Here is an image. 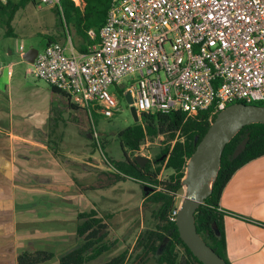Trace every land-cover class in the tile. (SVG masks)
Returning a JSON list of instances; mask_svg holds the SVG:
<instances>
[{
	"label": "built area",
	"instance_id": "built-area-1",
	"mask_svg": "<svg viewBox=\"0 0 264 264\" xmlns=\"http://www.w3.org/2000/svg\"><path fill=\"white\" fill-rule=\"evenodd\" d=\"M72 1L83 9L84 0ZM89 37L85 52L48 45L30 72L90 116L114 117L118 88L124 99L130 92L133 103H126L140 117L207 112L212 123L234 103L264 102V0H114L100 32ZM5 70L13 75L11 65H1L0 77ZM145 143L132 157L147 152Z\"/></svg>",
	"mask_w": 264,
	"mask_h": 264
},
{
	"label": "crops",
	"instance_id": "crops-1",
	"mask_svg": "<svg viewBox=\"0 0 264 264\" xmlns=\"http://www.w3.org/2000/svg\"><path fill=\"white\" fill-rule=\"evenodd\" d=\"M69 39L70 44L55 43L67 46L68 55L86 51L82 39ZM26 51L22 44L0 46V66L14 70L0 77V264H20V255L37 252L54 255L41 264H59L82 243L78 215L101 213L89 197L92 171L85 166L104 171L86 161L90 155L62 152L79 116L74 110L81 108L32 75ZM221 210L229 262L264 264V156L235 173L221 196Z\"/></svg>",
	"mask_w": 264,
	"mask_h": 264
},
{
	"label": "trees",
	"instance_id": "trees-1",
	"mask_svg": "<svg viewBox=\"0 0 264 264\" xmlns=\"http://www.w3.org/2000/svg\"><path fill=\"white\" fill-rule=\"evenodd\" d=\"M113 1L84 0L85 5L80 9L72 0H60L55 6L56 15L63 25L69 26V32L73 27L76 35L85 44H89V31L94 30L97 34L100 32ZM30 4L38 6V0H0V29H5V36L15 37L13 28L15 16ZM65 37L67 38L66 32ZM58 40L57 36H51L46 45ZM118 94L122 101L123 90L118 88ZM215 119L216 117L213 120ZM210 126L207 112L190 118L182 112L155 113L143 114L139 123L119 133L125 159L110 162L116 172L110 173L113 177L109 186L128 179L139 182L143 188L146 185L150 186L151 191H148V195L144 192V202L158 206L154 211L157 223L154 229L146 230L139 235L134 248L122 249L97 264H133L131 260L134 252H139L137 257L139 264H146L153 258L157 264H203L181 239L173 211L178 206L177 198L184 190L182 180L185 177L187 163ZM160 136L165 137L167 145L154 162L149 160L145 166H141L135 157L129 156L130 153L140 150L147 138L155 140ZM263 156L264 124L244 127L226 146L213 193L195 214L198 233L229 264L231 263L227 258L225 236L226 213L221 210V196L238 170ZM163 167L173 172L167 181L158 179ZM153 186L161 187V190L157 191ZM92 187L91 189L95 188ZM109 216L110 214L104 216L96 210L80 213L78 218L81 223L77 227V234L82 238V243L63 255L59 259V264H91L111 253L120 241L109 229ZM214 225L218 227L219 235ZM53 257L52 253L46 252L24 253L20 255L19 263L41 264Z\"/></svg>",
	"mask_w": 264,
	"mask_h": 264
},
{
	"label": "rangeland",
	"instance_id": "rangeland-1",
	"mask_svg": "<svg viewBox=\"0 0 264 264\" xmlns=\"http://www.w3.org/2000/svg\"><path fill=\"white\" fill-rule=\"evenodd\" d=\"M56 8L47 4L40 6L30 4L25 9H21L13 21L15 37L5 36V29H0V46L5 48L8 45L22 44L25 50L31 48L42 50L51 36H57L58 42L64 43L67 40V43L70 44L69 33L73 42H81L73 27L69 32V26L62 24L56 15ZM255 104H259V102ZM261 104L264 103L261 102ZM75 115L79 116L75 119V126H72L73 134L71 131L68 132V137L62 144V147H67V149L62 150V152L72 153L80 158L90 155L91 157L86 161L103 169L105 174L96 171L97 168L91 170L90 183L92 188H95L91 189L89 197L104 216L110 214L109 229L112 234L114 231L113 236H117L120 241V244L111 253L114 255L122 249L134 248L140 234L155 228L157 221L154 217V211L158 206L144 202L145 190L137 181L128 179L109 186L111 177H113L111 174L116 172L110 162L125 159L118 135L121 131L135 124L130 108L125 99H122L119 112L112 118H105L95 111H92L91 117L84 109L74 110ZM95 131L99 134L98 140L93 136ZM145 144H147V152L145 150L142 157L147 158L149 154L150 160L153 162L167 145L164 136L155 140L149 139ZM129 156L132 157L131 153ZM139 156L141 155L136 157ZM153 166L155 167L156 164ZM172 174V170L163 167L158 179L167 181ZM184 194L185 188L177 198L178 206H180ZM111 253L108 255H112ZM138 254L139 252L132 254L131 263L139 264L137 262ZM146 264H157V262L153 258Z\"/></svg>",
	"mask_w": 264,
	"mask_h": 264
},
{
	"label": "water",
	"instance_id": "water-1",
	"mask_svg": "<svg viewBox=\"0 0 264 264\" xmlns=\"http://www.w3.org/2000/svg\"><path fill=\"white\" fill-rule=\"evenodd\" d=\"M39 53V49L31 48L23 54V58L34 64ZM125 100L128 104L133 103L130 92L125 93ZM130 111L135 123H139L141 117L135 107H131ZM253 124H264V105L244 102L230 105L211 123L187 163L185 177L182 180L185 194L178 209L176 223L181 239L203 264H229L198 233L195 214L213 193L226 146L244 127ZM135 159L141 166L149 162L148 158L142 156ZM85 167L88 170H95L88 165ZM144 190L148 195L151 187L146 185ZM214 229L219 235L216 225Z\"/></svg>",
	"mask_w": 264,
	"mask_h": 264
},
{
	"label": "bare ground",
	"instance_id": "bare-ground-1",
	"mask_svg": "<svg viewBox=\"0 0 264 264\" xmlns=\"http://www.w3.org/2000/svg\"><path fill=\"white\" fill-rule=\"evenodd\" d=\"M182 197H184V195Z\"/></svg>",
	"mask_w": 264,
	"mask_h": 264
}]
</instances>
